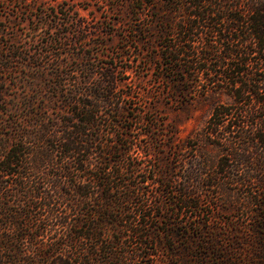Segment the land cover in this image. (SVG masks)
Returning <instances> with one entry per match:
<instances>
[{"label":"trees","instance_id":"trees-1","mask_svg":"<svg viewBox=\"0 0 264 264\" xmlns=\"http://www.w3.org/2000/svg\"><path fill=\"white\" fill-rule=\"evenodd\" d=\"M130 4L151 17L136 31L164 33L149 60L170 72L160 79L190 93L219 86L232 100L213 107L183 156L147 109L127 114L119 73L132 68L100 64V27L43 12L32 30L50 38L0 52V264H182L160 247L176 238L190 264H264V0ZM128 122L148 126L143 152L156 163L134 155ZM216 210L231 211L225 226Z\"/></svg>","mask_w":264,"mask_h":264},{"label":"rangeland","instance_id":"rangeland-1","mask_svg":"<svg viewBox=\"0 0 264 264\" xmlns=\"http://www.w3.org/2000/svg\"><path fill=\"white\" fill-rule=\"evenodd\" d=\"M154 1L157 2V0ZM60 7L63 9L62 17L67 18L70 14L72 18H81L88 22L91 28L100 27V37L98 38L102 43L100 44L102 54L100 55V64L113 62L132 68V72L119 73V77L123 79L122 91L131 94L130 98L126 100L131 106L130 112L127 110V114L136 116L140 108L147 109L146 117L165 129L160 135L163 143H168L167 138L164 140L165 135L173 131L176 143L183 147L181 155L189 154V145L197 142L199 132L206 124L213 107L218 103L230 102L232 99L225 89L219 88V86L211 87L207 91L200 89L195 93H190L185 90L187 85L186 87L182 86L181 89L175 87L172 76L171 78L160 79L163 73L170 76V72L162 69V65H151L149 60L155 51L158 52L159 45L164 42V37H161L164 33H161L160 30H154L155 27L149 29L152 33L150 37H148L149 33L141 34V32L136 31L135 29L147 24L151 17L146 14H134L130 0H0V27L2 29L7 27L8 33L1 34L0 32V52L12 45L24 49L38 47L41 40L45 41L51 37L52 32L46 27H42L34 33L32 28L40 22V16L43 12L46 15H43L42 18L48 19L51 14L49 9ZM143 37L146 38L140 40ZM18 91L20 95H23L25 89L19 88ZM128 123L133 125L130 132L136 143L134 155L142 161L147 157L150 161L149 164L156 163L153 155L145 156L147 154L143 152L147 149L146 143L152 140L151 137L141 135L140 129H147L148 126L138 122ZM155 147L160 151L159 153L164 151V160L169 158L166 146L159 148L158 143L153 142L152 148L149 147L151 153H155ZM201 153L210 155L212 161L217 160L220 156L219 149L214 146L203 147ZM152 186L150 185L148 188H161ZM222 199L220 195H215L214 202L220 203ZM215 212L216 215L212 218L213 222L221 226H225L223 225L224 221L232 215L231 211L228 210H216ZM188 214L190 212L185 214L182 219L188 223L193 222L194 220ZM173 241V246L167 239H163L160 243L164 253L163 257L169 254L173 248L177 259L182 264H190L183 258L180 251L184 241L177 238ZM193 246L197 247V243Z\"/></svg>","mask_w":264,"mask_h":264}]
</instances>
